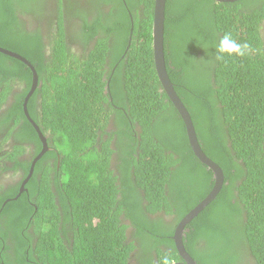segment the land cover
Here are the masks:
<instances>
[{"label":"trees","instance_id":"obj_1","mask_svg":"<svg viewBox=\"0 0 264 264\" xmlns=\"http://www.w3.org/2000/svg\"><path fill=\"white\" fill-rule=\"evenodd\" d=\"M30 2L0 0V46L34 65L40 85L27 102L28 111L48 135L53 148L49 153L59 164L37 179L43 169L39 160L26 190L17 197L18 188L0 194L7 235L17 237L15 226H20L21 235L28 224L33 227L31 236L16 242V257L23 264H132V251L138 248L135 254L146 264H153L155 249L157 264L181 260L174 239H167L214 181L212 171L194 156L184 123L156 74L154 0H102L111 5L107 15H98L92 24L80 23L100 35L86 58H68L59 40L49 61L43 52L39 55L43 31L20 27L18 15L25 9L31 12ZM263 12L264 0H166L164 56L169 77L189 110L201 148L224 174L215 199L185 232V248L199 264L216 260L191 243L198 237L219 239L223 247L230 238L232 254L223 258L221 251L218 256L225 264L246 259L236 251L243 243L255 263L264 264ZM62 13L63 3L56 16L62 19ZM225 34L248 46L245 55L217 59L216 46ZM31 78L26 64L0 52V110L6 109L0 115V172L10 168L28 174L31 161L18 159L25 150L22 142L30 137L37 151L41 147L22 111ZM9 93L13 102L5 107ZM39 93L44 97L35 107ZM112 104L129 110L126 116L117 109L116 148L108 142L113 132L105 130ZM11 136L19 144L6 151L4 143ZM113 153L115 172L110 168ZM52 185L59 190L54 192ZM167 241L172 251L162 249Z\"/></svg>","mask_w":264,"mask_h":264},{"label":"flooded vegetation","instance_id":"obj_2","mask_svg":"<svg viewBox=\"0 0 264 264\" xmlns=\"http://www.w3.org/2000/svg\"><path fill=\"white\" fill-rule=\"evenodd\" d=\"M56 2H59V3L57 4ZM61 3H63L62 19H61V16L60 17L56 16L58 11H60ZM28 6H30V8H31V12H29L27 9H25L23 11V14L18 15L20 22L23 24L22 25L19 22L20 27L23 28V30L27 31V32H28V30L29 31H36L38 29H41L43 31L41 38L39 39L40 46H41V48L43 47V49L40 51L39 55L42 56V52H43L44 53L43 56L46 58L45 61H49L50 57L53 55V53L56 50V44H57V42H59V40L61 41V44L64 46V47L62 46V50L65 52V55H67L68 58H73L75 55H77L80 58L85 59L86 58L85 55H87L89 50L92 47H94V45L96 44V41L100 37V35H93L94 29H92V28L88 29L87 27L80 25V23L85 22V20H86L88 23L92 24L93 21H96V18H98L97 17L98 15H100L101 18H104L105 15H107V13L109 12L111 5H106L105 3L102 2V0H31V2L27 5V7ZM50 10L53 12L52 15H49V13H48V11H50ZM259 26L263 32V38H264V16L261 18V22L259 23ZM29 54L31 57L35 58L36 54L32 55L31 52H29ZM123 57H124V54L121 55V60ZM42 59L40 61H42ZM33 67H34V65H33ZM34 69H35V67H34ZM209 70H212V65H210ZM35 71H36V69H35ZM36 73H37V71H36ZM43 73L44 72H42L41 75H43ZM37 76H38V81H39L38 73H37ZM32 79L33 78H31V83H32ZM108 79L109 78H105V85H106L105 86L106 89L104 90L105 93H108L110 91L109 90L110 82ZM38 85H40V84L37 82V85L35 86V88ZM30 88H31V86H30ZM30 88L27 91V94L23 98L22 111H23V114H24L26 120L31 124V126L35 130L36 135H37V137L41 143L40 144L41 147L37 151V146L35 145L33 140L30 137L25 138V141L22 142V145L24 146L25 150H24V153H22L18 157V159H21L24 161H28V160L31 161L30 168L32 167V165L34 163V160H35V164L39 160H41V165H42L41 167H43V169L40 173L36 174L37 179H41V176H42L43 171L45 169L47 170L51 166L54 167L55 163H57V165H58L59 162H57V156L53 155V152L49 153L53 150V148L49 147V143L47 141L48 135L43 133L44 130L40 126V122L35 121V119L32 117V115L28 111L27 103L25 101H26V98L28 97V94L31 93ZM49 89L51 90V88H49ZM14 91H16V89ZM18 91H19V89H18ZM33 91H32V93H33ZM32 93L29 95V98L32 95ZM42 96H43L42 93L38 94V96L35 100L36 101L35 107H38V105L40 104L42 98L44 97V96L43 97ZM9 98L10 99H9V101L5 107H7V106L9 107L13 102L11 93H9ZM29 98H28V100H29ZM28 100H27V102H28ZM110 100H111V98H110ZM24 106H26L27 114L24 111ZM219 106L221 107V105L217 103L216 108L218 110H220ZM111 107L113 109L110 113L109 121H108V124H107V127L105 130L108 132H113L112 135L114 136V139L112 141H108V142H109V145L111 148H116L115 145L117 144V142L115 140L116 134H114V132L117 131V128H118L117 126H119V123L116 121V117H117L116 113L118 111L117 109L121 108V110H123V112L125 113L126 116H129V114H128L129 110L122 108V107H118L115 104L109 105L108 109H111ZM5 110H6L5 108L1 109L0 115ZM28 114L31 118V121H29V119L27 118ZM221 117L224 118V115ZM11 124H12V121L10 122L9 125L11 126ZM17 127H18V129L20 128V123L18 124ZM36 127H38V129H36ZM40 132H41V135H40ZM0 137H2V135H0ZM13 137L14 136H11L4 143V147H5L6 151L12 150V148L10 146L15 145V144H19V142L17 143ZM42 138H43L44 142H43ZM106 138H108V135L104 134V136H103V139H105L104 142H106ZM227 145H229V142L227 143ZM97 146H100V143H98ZM228 147H230V145ZM46 153H48V154H46ZM116 158H117V154L113 153L112 159H111L113 166L110 165V168L112 170L116 169V166H115L117 164ZM7 164H8V166H11L10 163H7ZM35 164L33 165L32 173L34 171ZM114 172H115V170H114ZM32 173H31V175H32ZM119 174H120V172H119ZM31 175L29 176V172H28V174H25L23 169L11 170L9 168L8 170L0 172V194L4 195L8 192L7 190L13 189V188H18V193H17L16 197L19 196L24 190H26L24 185L26 184L28 179L31 177ZM52 190L54 192H57L59 190V187L57 190V188L54 185H52ZM233 192H234V188H232L230 192H227V194L229 193L228 197L232 198ZM228 197H227V199H228ZM57 198L58 197L56 195V199ZM225 198H226V196H225ZM148 215L150 216V213H148ZM15 228H16V232H17V237L14 238V236H10V234L8 236L7 232H6V230L9 229V226L7 224V217L5 216V214L1 213V217H0V264H23L22 263L23 259L20 257H16L15 252H14V250L16 249V242L19 243L20 239L22 237L24 238L26 236H31L32 235L31 233H33V227L31 228L30 224H28L25 231L22 232V235H21L20 226H15ZM3 229H6V230H3ZM239 230H237V231H239ZM8 237H10V238L8 239ZM216 237H218V236H216ZM129 238L132 239V237H129ZM171 238H173V237H168L167 240H169ZM193 238L194 237H192L191 239H193ZM198 238H197V240L195 239V241H191V243L195 244L196 247L198 249H200L205 255L211 257L213 260H216L215 264H219V263L225 264V259H224V262L218 260V256L220 255L221 251H222L221 255L223 256V258H225L227 255H231L233 252L234 247L231 245L230 238L227 240V243H224V247L222 245H220V242L218 241L219 239H214V240L209 241V238H207V239L203 238L202 240H201V238L200 239H198ZM218 243H219V245H217ZM243 244L244 245H240L236 251H241L242 256L245 257L246 259L239 258V259L235 260L234 262H230L228 264H256L254 257L252 255L248 245H245V243H243ZM145 248L148 249V246H146ZM162 249L164 251H167V250L172 251V249L169 245V241H167V243H165L162 246ZM136 250H138V248H135L132 251L133 256L130 259L132 264L149 263L148 261H145V260L140 261L139 259L141 257H140V255L138 256L135 254ZM156 250L157 249H155L154 251H156ZM154 251L152 250L151 259H152L153 264H157L158 263V257H157L158 253L154 252ZM27 260H28V258H27Z\"/></svg>","mask_w":264,"mask_h":264},{"label":"water","instance_id":"obj_3","mask_svg":"<svg viewBox=\"0 0 264 264\" xmlns=\"http://www.w3.org/2000/svg\"><path fill=\"white\" fill-rule=\"evenodd\" d=\"M218 2H234L236 0H216ZM165 8H166V0H154L153 2V20L151 26V36H152V52H153V62L156 70L157 77L161 83L162 90L166 93L169 100L172 102L173 106L179 113L184 126L186 135L188 138L189 146L194 154V156L203 163L208 169H210L213 173V186L208 192V194L201 199L190 211H188L177 223L173 239L175 247L177 248L178 254L182 258V260L174 261L171 264H199L186 250L184 245V236L185 232L188 230L187 225L203 210L206 208L208 204H210L213 199L217 196L220 189L222 188L224 182V174L222 168L218 163L208 157L203 149L201 148L200 142L198 141L197 134L195 131L194 123L192 121L189 110L186 108L185 104L182 102L181 98L178 96L174 83L171 81L165 56H164V22H165ZM0 52L5 55L12 56L23 63H25L32 70V83L30 92L34 90L35 86L38 82L37 73L32 65V63L27 60L23 55L14 52L12 50H8L4 47L0 46ZM30 93V94H31ZM26 98V103L29 98V95ZM24 111L27 114L26 106H24ZM27 116V115H26ZM27 118L31 121V118L28 114ZM38 129V127H36ZM41 135V132H40ZM43 140V138H42ZM44 142V140H43ZM39 159V158H38ZM37 159V160H38ZM36 160V161H37ZM35 164V160L33 165ZM33 165L29 170V176L32 173Z\"/></svg>","mask_w":264,"mask_h":264},{"label":"clouds","instance_id":"obj_4","mask_svg":"<svg viewBox=\"0 0 264 264\" xmlns=\"http://www.w3.org/2000/svg\"><path fill=\"white\" fill-rule=\"evenodd\" d=\"M247 47L248 46L245 44L237 43L229 34H225L219 40V43L216 46V52L218 54L217 59H221L225 54H227L229 56H231L233 54H235L237 56H243V55H245V51H246ZM179 257H180V255H179ZM173 262H171V263H173ZM171 263H169V264H171Z\"/></svg>","mask_w":264,"mask_h":264}]
</instances>
